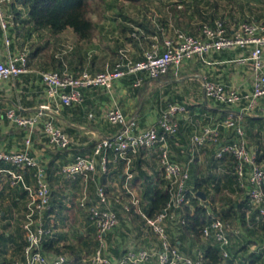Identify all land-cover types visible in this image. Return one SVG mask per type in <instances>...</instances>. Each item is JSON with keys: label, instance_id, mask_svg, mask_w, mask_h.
<instances>
[{"label": "built area", "instance_id": "2783aa9c", "mask_svg": "<svg viewBox=\"0 0 264 264\" xmlns=\"http://www.w3.org/2000/svg\"><path fill=\"white\" fill-rule=\"evenodd\" d=\"M13 1L0 0V34L7 49L6 59H0V82L29 71L28 53L25 50L9 49L13 43L10 34V29L13 28V12L8 5ZM227 22L228 18H218L213 25L202 24L196 34L175 31L161 42L156 39L139 60H131L121 50L114 66L100 72L92 73L84 69L73 74L65 67L63 70L40 71V79L49 102L29 114L19 113L14 108L7 109L5 113L7 119L23 132L24 147L18 151L0 147V163L11 165V169L5 170L10 176V183L22 185L28 193L29 202L26 219L22 224L26 241L23 258L1 264H63L67 260L63 254L42 251V242L48 232L43 221V212L49 208L51 190L46 165L29 152L35 133H39V137L46 140L47 148L65 150L73 143L63 128L54 121L56 110L52 108L53 103L70 105L81 102L84 88L100 87L109 90L116 80L126 74L134 76L132 86L138 87L145 78L157 79L172 68L178 69L186 59L197 57L208 62L207 56L224 50L249 51L246 57L239 60L247 61L250 67L251 89L244 92L222 81L204 79V97L222 105L225 115L216 123L210 121L201 125L192 133L191 144L195 150L212 144L214 156L218 159L226 154L234 157L237 185L245 190L250 204L256 209L255 222L248 226L257 227V224L264 223V169L257 161L255 148L248 145L244 128L245 116H257L264 112L261 104L264 102V23L243 20L235 27H228ZM185 110L184 104H171L162 111L157 121L160 131L155 127L135 131V119L127 118L116 102H113L106 111V120L113 126L121 124V128L112 135L98 139L93 145L91 155H75L72 161L61 167L62 174L68 179L83 177L86 182L95 183L96 201L88 206L87 212L98 244L89 257L90 264H152L153 261L154 264H208L201 246L195 244L190 251L185 252L171 242V235L179 234L180 226L185 223V217L180 212L189 204L186 193L190 168L188 164L175 162L171 158L168 136L177 134L176 115ZM220 129L228 131L226 139L222 137ZM154 148L158 152L161 181L159 188L169 196L164 208L154 215H148L140 208L137 193L128 186H124V192L128 195L130 204L122 200V195H116L113 199L121 203L125 212L136 211L156 240L138 248H127L121 256L113 258L104 252L105 240L107 234L119 224V216L112 208L105 185L100 182L101 175L107 171L106 154L112 151L117 157L124 158L128 152ZM25 171L31 172L33 183H27L24 178ZM86 200V195L82 196L79 204L84 206ZM198 228L200 240L211 237L219 243L222 255L220 264H226L230 243L228 231L231 229L235 235H240L243 233L242 228H230L227 222L211 213H208L205 222ZM253 246L250 249L261 252L260 257H264V235Z\"/></svg>", "mask_w": 264, "mask_h": 264}, {"label": "crops", "instance_id": "0c3cea01", "mask_svg": "<svg viewBox=\"0 0 264 264\" xmlns=\"http://www.w3.org/2000/svg\"><path fill=\"white\" fill-rule=\"evenodd\" d=\"M150 11L153 13L151 18L153 24L158 26L156 17L160 13L152 7ZM163 11L162 14L167 16L168 26L172 27L173 23L169 20L171 12L164 7ZM22 13L24 14L25 11L22 10ZM240 21L234 23L228 19V27H235ZM118 22L119 19L113 20V17H107L97 24L95 35L99 39L101 37L105 39L106 37L103 36L108 30L109 37L114 38V47L117 44L124 46L118 48L117 55L113 50L102 53L98 49L92 51L98 46L97 42L79 41L71 28H66L58 34L40 33L38 37L36 34L22 37L15 33L14 27L10 29L13 43L9 49L25 50L28 53L29 71L16 78L0 82L1 148L18 151L24 147V134L7 119L5 116L7 109L14 108L19 113L29 114L49 102L40 79V71L63 70L65 67L73 74H78L84 69L92 73L100 72L114 66L121 50L125 51L131 60L142 58L143 52L150 48L156 37L148 36L149 40L133 38L134 41H130L127 35L120 33ZM63 36L69 37L73 44L67 57H63L62 64L58 66V60L55 59L58 55H54L50 50L54 37L59 39ZM28 40H35L34 45L28 46L26 43ZM47 42L48 47L45 45ZM248 53V50L233 49L207 56L208 62H203L197 57L186 59L180 65V69H170L167 74L157 79L143 80L139 87H144V90L140 92L137 87L132 86L134 76L126 74L116 80L109 90L100 87L84 88L81 102L70 105L53 103L52 108L56 110L53 115L54 121L63 128L73 143L68 149L57 150L47 148L46 140L39 137V133L32 136L29 152L40 163L46 165L47 180L51 190L50 209L43 212V221L48 229L44 239L54 237L56 246L72 245L74 251L82 255L86 253L84 247L86 240L92 237L96 245L98 244L87 212L88 206L96 201L95 183L86 182L83 177L68 179L62 174L61 167L72 161L75 155H91L93 145L98 139L112 135L121 128V124L113 126L106 120V111L113 102H116L127 118L135 119V131L150 127L160 131L157 121L162 111L171 104H184L186 110L176 115L179 130L176 135L168 138L171 157L175 162L188 164L189 168L193 165H204L206 151L194 149L191 135L201 125L220 120L225 115V108L204 97L202 82L204 79L222 81L241 91H250L252 81L250 67L247 61L239 60ZM6 56L7 49L0 34V59L5 60ZM98 56H101L100 65L96 63L100 58ZM261 104L264 107V102ZM244 124H246L245 119ZM220 133L225 139L229 135L228 131L223 129H220ZM106 156L107 171L101 175L100 182L105 185L108 198L112 201V208L118 213L119 224L107 234L104 252L113 258H118L127 248H138L156 240L153 233L140 221L141 218L136 215V211L125 212L121 203L115 202L113 198L122 195L123 201H129L124 186L134 190L138 196L139 191L147 183L152 185L156 182V187H159L158 152L157 148L139 149L126 153L124 158H119L109 151ZM11 168L7 163H0V234L6 237L0 239V264L23 258L22 224L28 212L29 197L23 187L11 185L10 176L5 171ZM24 178L27 183H33L30 171L24 172ZM85 195L86 204L81 206L79 200ZM131 208H133L132 204ZM186 209L192 212L194 207L188 205ZM180 213H184V210L182 209ZM168 225L170 226V223ZM175 242L186 252L195 246L190 235L181 234L175 237ZM253 248L255 249L256 246ZM83 262L84 258L81 259L80 264H85Z\"/></svg>", "mask_w": 264, "mask_h": 264}, {"label": "trees", "instance_id": "16d2710c", "mask_svg": "<svg viewBox=\"0 0 264 264\" xmlns=\"http://www.w3.org/2000/svg\"><path fill=\"white\" fill-rule=\"evenodd\" d=\"M147 1L148 0H14L8 6L13 12V27L15 33L22 37H30L33 34H36L38 37L40 33L44 32L58 34L66 28H71L79 41L90 43L97 33V24L107 17H113V20L119 19L120 22H118L119 25H117L119 31L122 35H127L130 41H134L133 38L149 40L147 38L148 36H155L156 39L161 42L164 37L170 34L171 27L168 26V19L165 14L157 15L156 21L159 23L158 26L153 24L151 20L153 13L150 12L151 6ZM158 1H162L164 8L171 11L169 17L172 16L174 18L173 26H177V28L172 29L173 34L175 31H183L178 27H181L182 21L184 20L186 21L184 27H187L184 32L191 34H196L198 28L204 23L213 25L215 19L218 18H228L234 23H237L239 20L264 23V17L260 14H254L248 18H245L243 14L240 15V18H237L226 9L219 11L216 3L218 0H213V10L209 9L202 12V10L199 11L197 9L199 5L198 7L196 6L202 21L193 25L190 23L191 15H188L190 13L186 0ZM192 1L197 2L199 0ZM126 2L131 6L137 5L134 12H131L132 9L126 6ZM22 10L25 11L24 14ZM91 15H94L96 19H93ZM45 45L48 47V42ZM118 46L121 45H116L112 50L115 52ZM55 59L58 60V66H60L62 64V58L55 57ZM167 73L168 71L160 77ZM145 84L146 81L143 85L145 86ZM137 90L140 92L144 90V87L138 86ZM221 112L223 113V111ZM244 118L246 122V124H244L246 136L250 129H246V125L248 124L252 125L254 122L258 121L262 130L264 125V112L259 113L258 116H245ZM250 130L252 131V129ZM169 137L170 136H168V138ZM254 148L257 152V161L264 169V137L257 140V143L254 144ZM200 149H205L206 151L207 156L204 165H207L209 168L205 173L201 169V165H193L192 168H190V179L188 181V191L186 195L189 198L188 205H192L194 209L192 212L187 209L185 210V208H188V205L183 208L185 223L180 226L179 234L171 235V242L177 245L175 237L177 238L181 234L190 235L193 243L203 248L208 264H220L222 255L219 243L214 241L211 237L204 241L198 238V227L205 222V217L208 213H211L227 222L230 228L240 226L243 230V233L240 235H235L231 229L228 231L230 243L228 246L229 256L225 261L226 264H247V259L253 256L258 258L259 261L255 264H264V257H260L261 252L248 250L247 247V243H250L246 240H253L256 244L262 240L264 235V223L257 224V227L254 225L248 226L249 223L255 222L256 209L250 204L249 197L245 190L237 185V174L235 172L236 160L232 155L228 154L224 155L222 158H216L214 156V146L212 144H207L205 148L203 147ZM211 167L213 168L212 172L209 170ZM216 168L218 170H216ZM17 185L23 187L20 184ZM156 186V182L152 185L147 183V185L139 191L141 209L148 215H154L162 210L169 199L168 194L164 193L162 189ZM197 191H202L205 194L204 199L196 194ZM48 209H50V205ZM131 213L133 212L131 211ZM140 221L143 223V220ZM5 238L4 234H0V239ZM55 242L56 240L54 237H46L42 242V251L65 255L67 260L63 264L81 263L83 255L80 254V252L74 251L75 248L72 245L64 244L59 247L55 245ZM233 243L235 245H233ZM22 244L24 247L26 244L25 238H23ZM93 245L95 246L96 242L92 237L84 242V247L86 249L85 254L90 252L89 249ZM233 247L236 249L233 250ZM254 262V260H251L249 264H253Z\"/></svg>", "mask_w": 264, "mask_h": 264}, {"label": "rangeland", "instance_id": "374dc122", "mask_svg": "<svg viewBox=\"0 0 264 264\" xmlns=\"http://www.w3.org/2000/svg\"><path fill=\"white\" fill-rule=\"evenodd\" d=\"M186 1H187L186 3L188 4L187 7H188L189 13H190L188 15H191L190 23H192L193 25H196V24H198V23H200L202 21L200 15L198 14L197 9L199 11L202 10V12H205V11H207L209 9H211V10L214 9V6L212 5V1L213 0H199L197 2L192 1V0H186ZM147 2L152 8H154V10L157 13H160V14L164 13V11H163V7H164L163 2L161 3V1H158V0H151V1L148 0ZM216 3H217V7H218L217 9L219 11H223L224 9H226V10L230 11L231 14H233L237 18L238 17L240 18V15H243V14H244L245 18L251 17L254 14H258V15L260 14V15H262L264 17V0H230V1L229 0H218V1H216ZM198 5H199V7H198ZM126 6H129L128 8H131L132 11H134L136 9L135 7L137 5L135 4L134 6H131L130 4H128L126 2ZM196 6L198 7L197 9H196ZM169 12H171V11H169ZM91 17L93 19H96L94 15H91ZM241 19H243V18H241ZM170 21H172V23L174 25V18L172 16L170 17ZM187 21H189V20H187ZM185 22H186L185 20L182 21L181 27H178V28L182 29L183 31H186L187 27H184ZM174 28H177V26L176 27L174 26ZM174 28H173V26L171 27L169 35H173V33H172L173 30L172 29H174ZM104 34H105V36H103V37H106L105 39H103L102 37L99 39L96 36H95L94 39H92L93 43L97 42V44H98V46L95 49H92V51H95L96 49H98V51L100 50L99 51L100 53H102L103 51L104 52L105 51H111L112 52V49L115 48L114 47V38L112 36L109 37V31L107 30V32H105ZM26 43L28 44V46L34 45L35 40H28V41H26ZM72 44H73L72 40L69 37H67V36H63V37H61L59 39H57V38L55 39V37H54V40L52 41V44H51L52 48H51L50 51L52 53H54V55H56V56L58 55V57H61V58L67 57L68 53L72 49ZM120 47H124V46H118V48H120ZM118 48L116 49L115 55H117ZM98 57H100V58H99V60H96V63L98 65H100L101 56H98ZM179 67H178V69H180ZM172 69L176 70L175 68H172ZM247 128L252 129V131L249 129L248 135L246 137L248 139L247 142L252 148H254V144L257 143V140H260V139H262L264 137L263 136L264 125H263V128L261 130L260 123L257 121V122H254L252 125L251 124L246 125V129ZM259 129H260V131H259ZM257 133H260V134H257ZM201 166H202V168H201ZM201 166H200V168L203 170L204 173L206 171H208L207 169L209 167L207 165L201 164ZM209 170H211V172H212L213 168L211 167V169H209ZM216 170H218V169L216 168ZM129 230H131V229L129 228ZM246 241L250 243V244H248L246 242L248 250H251L250 249V245H254V241L253 240H249V241L246 240ZM233 245H235V244L233 243ZM93 247H94V245L89 249L90 252L94 250ZM237 247H238V245H237ZM234 249H236V248L233 247V250ZM90 252L88 254H83V258H84V262L83 263L90 264L89 261H88V258H89L90 254H91ZM247 260H248V262H250L251 260H254L255 262L253 264L259 262L258 258H256L255 256H253V257H251L250 259H247Z\"/></svg>", "mask_w": 264, "mask_h": 264}, {"label": "water", "instance_id": "95a60500", "mask_svg": "<svg viewBox=\"0 0 264 264\" xmlns=\"http://www.w3.org/2000/svg\"><path fill=\"white\" fill-rule=\"evenodd\" d=\"M196 194L199 195L202 199H204L205 197V194L202 191H197Z\"/></svg>", "mask_w": 264, "mask_h": 264}]
</instances>
